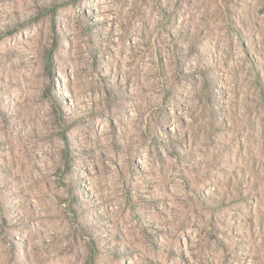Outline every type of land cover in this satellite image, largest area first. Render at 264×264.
Listing matches in <instances>:
<instances>
[{"label":"rangeland","instance_id":"374dc122","mask_svg":"<svg viewBox=\"0 0 264 264\" xmlns=\"http://www.w3.org/2000/svg\"><path fill=\"white\" fill-rule=\"evenodd\" d=\"M0 264H264V0H0Z\"/></svg>","mask_w":264,"mask_h":264}]
</instances>
